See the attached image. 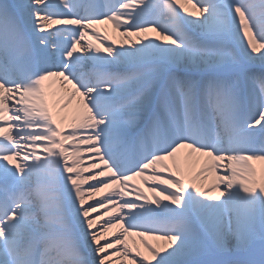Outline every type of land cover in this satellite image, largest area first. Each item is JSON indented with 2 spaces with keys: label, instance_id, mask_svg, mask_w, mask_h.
Listing matches in <instances>:
<instances>
[{
  "label": "snow or ice",
  "instance_id": "snow-or-ice-1",
  "mask_svg": "<svg viewBox=\"0 0 264 264\" xmlns=\"http://www.w3.org/2000/svg\"><path fill=\"white\" fill-rule=\"evenodd\" d=\"M0 264H264V0H0Z\"/></svg>",
  "mask_w": 264,
  "mask_h": 264
},
{
  "label": "bare ground",
  "instance_id": "bare-ground-1",
  "mask_svg": "<svg viewBox=\"0 0 264 264\" xmlns=\"http://www.w3.org/2000/svg\"><path fill=\"white\" fill-rule=\"evenodd\" d=\"M94 28L99 30L98 35L101 36V39H99V40L96 39V37L94 35H92V31L93 30H90L89 37L85 38L84 43H87L89 38H91V42L93 44H98L102 48L106 47L107 44L112 43L113 41H115V47H117V48H119V47H129L130 46V43H128V44L123 43L125 41V39H126L125 37L121 36V34H120L123 31V28H121L119 31H117L115 29V27L113 26V24H111V23L95 25ZM154 35L155 34H153V33L149 34V36H151V37H154ZM103 37H107V40H104ZM133 39H135V37H133ZM47 83L51 86L52 89L59 90L58 99H59L60 103L54 109V112L61 113V114L67 116V121L62 123V128L64 129L65 132L70 131L71 129L67 128L66 124L70 123L77 115V113L74 110L75 109V102H73V104L70 105L67 109H63V104L66 103L68 98H69L68 90L71 89V85H67L66 88H65L64 86L60 85L58 81H50V82H47ZM221 163L223 164V162H221ZM202 164H203V161L201 160V163L199 165H197V169L200 166H202ZM218 174H223V169H221ZM86 175H87V173H86ZM212 179H213V177L210 175L208 177V181L205 182V183L207 184ZM152 186H154V182L150 181L148 183H145L141 178L140 179H136L135 178L134 180L128 181L127 182V187L125 188V191L130 192L131 195L124 197V199H135L137 195H143V196L148 197L149 196L148 195V190ZM84 187L87 188V185H84ZM120 187H122V185H117V186L114 187V189L112 191L106 189L105 193L100 194V195L102 196L104 194H111L112 192L119 190ZM137 187L139 189H141L142 192H137L136 191ZM150 193L151 194H150L149 198H152L153 197V193L151 191H150ZM97 198H99V196ZM94 202H95L94 200L93 201H89V203H94ZM140 203H147V201L146 200H141ZM104 211H105L104 209H100V212L94 213L93 216L99 215L100 213H102ZM123 211H127V210H123ZM113 214H115V213H113ZM108 218H110V217H104V219H108ZM101 223H102V221H101ZM116 231L117 230H113V232H116ZM109 237L110 238H114L111 233L109 234ZM131 239L132 238H130V241H131ZM135 239L139 240V237H136ZM152 242L153 243H163V241H152ZM101 243H104V241H101ZM141 247H143V245H141Z\"/></svg>",
  "mask_w": 264,
  "mask_h": 264
},
{
  "label": "rangeland",
  "instance_id": "rangeland-1",
  "mask_svg": "<svg viewBox=\"0 0 264 264\" xmlns=\"http://www.w3.org/2000/svg\"><path fill=\"white\" fill-rule=\"evenodd\" d=\"M150 194H151V193H150V190H148V195H149L148 197H150Z\"/></svg>",
  "mask_w": 264,
  "mask_h": 264
}]
</instances>
